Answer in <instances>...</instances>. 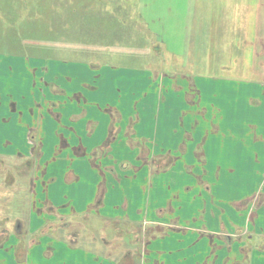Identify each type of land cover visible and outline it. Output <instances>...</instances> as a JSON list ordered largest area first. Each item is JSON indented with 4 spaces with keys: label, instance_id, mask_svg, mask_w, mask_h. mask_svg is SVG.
Listing matches in <instances>:
<instances>
[{
    "label": "crops",
    "instance_id": "crops-1",
    "mask_svg": "<svg viewBox=\"0 0 264 264\" xmlns=\"http://www.w3.org/2000/svg\"><path fill=\"white\" fill-rule=\"evenodd\" d=\"M236 2L232 9H237L230 10L229 17L216 14L213 19L206 17L204 9L197 14L194 2L179 52L168 53L169 61H178L182 68L191 60L196 65L190 70L166 65L152 74L99 60L0 52V144L39 145L33 160L32 203L37 197L36 203L57 215H85L88 225L97 222L95 231H106L107 225L123 219L168 226L164 235L151 242L161 241L160 245L146 252V262L151 264L169 260L181 264L185 252L209 237L198 226L190 228V222L201 221L204 228L216 232L224 228L227 233V210L237 216L250 203L239 208V201L255 192L264 194V75L258 83L242 80L236 87L210 83L217 80L215 70H223L226 63H240L239 58H251L249 73H254L253 59L262 58L258 63L264 67L261 0ZM229 5L226 0V9ZM221 7L217 9L224 13ZM245 48L250 52L239 55ZM230 54L235 59L226 61ZM115 127L124 131L115 135ZM134 141L141 145L144 155L138 154L146 161L134 167L135 173L144 170L142 180L135 173L132 176L134 187L141 184L140 191L126 188L112 193L119 180L113 171L108 176L111 185L105 174L101 176L100 153L118 142L131 149ZM29 148L31 155L35 147ZM257 206L253 225L252 219H244L235 228L243 227L252 238L264 239V201ZM117 207L122 209L120 214L115 213ZM185 226L195 234H187ZM34 229L37 232L40 227ZM186 239L190 243L185 246ZM77 240V235L69 242L44 233L26 251L45 244L38 264H52L70 255L81 264L107 260L79 246ZM255 249L239 251L244 264H255L251 259ZM13 255L16 258L15 249ZM196 255L194 263H212L208 253ZM217 259L213 264H224Z\"/></svg>",
    "mask_w": 264,
    "mask_h": 264
},
{
    "label": "rangeland",
    "instance_id": "rangeland-1",
    "mask_svg": "<svg viewBox=\"0 0 264 264\" xmlns=\"http://www.w3.org/2000/svg\"><path fill=\"white\" fill-rule=\"evenodd\" d=\"M227 1L230 4L227 8L229 11L226 9V0H0V52L55 59L73 57L88 62L99 60L98 62L115 68L133 66L151 71L152 74L166 65L175 69L182 68L178 61H169L171 58L168 53L179 52V45L181 46L185 37V29L190 24L189 11L194 12V2L197 14L204 9L206 17L211 16L213 19L216 14L229 17L232 14L230 10L237 9V7L232 9L234 5L239 4L237 0ZM221 4L223 6L221 9H225L224 13L218 10ZM261 4V14H264V0H261ZM205 5L206 7L203 8ZM163 45L165 49L162 48ZM232 50L235 55L238 53L237 49ZM247 51L250 52V49H240L239 55L248 53ZM232 56L228 55L226 61L234 60ZM239 59L240 63H226L223 70L219 68L215 70L217 80H212L210 83L219 87L221 83H229L236 87L239 82L241 85L242 80L258 83L259 76L264 75L262 71L264 67L258 63L262 58L253 59L254 73H249V67L252 65L250 57ZM182 64V69L187 70L196 65H192L191 60L188 64ZM229 80L234 82L230 83ZM116 127L114 132L119 136V131L124 130ZM136 142H140V139ZM31 146L35 148L32 150L34 155L30 157L28 152ZM38 147L39 145L34 146L31 143L0 144V264L40 263L45 244L40 247L33 245L29 252L26 251L33 244V238L39 237L38 233H52L55 237L69 242H72L76 234L79 236L77 240L79 246L98 252L107 259L100 260L99 264H112V262L134 264L133 261L136 264H151L146 262V252L150 253L153 247L160 245L161 241L154 244L151 242L164 235L168 226H163L164 230L157 223L127 222L123 219L116 224L112 222L111 225H107L106 231H95L97 222L88 225L84 222L85 215L69 217L57 215L49 207L45 209L40 203H36L37 197H34L35 202L32 203L36 176L33 160L37 156L36 152L39 151ZM110 147L104 149L101 147L100 152L102 149L103 151L98 162L100 174L103 172L101 176L105 174L108 177L113 171L112 174L119 180L110 192L126 188L140 191L141 184L137 182V186L134 187L135 181L132 180V176L136 174L141 180L144 177V170L141 173H135L134 170V167L146 163L139 156L140 153L144 155V151L141 152V145L134 141L131 142L129 149L125 143L118 142ZM245 178L251 180L253 177ZM108 183L111 185L110 177ZM258 193L251 195L250 200L245 198L237 203L236 206L240 208L250 201L245 212H238L236 216L235 213L227 210L225 215L229 230L227 233L224 228L219 232L211 231L208 227L204 228L201 221L190 222V228L198 226L197 229L201 228L199 230L208 233L209 237L199 239L194 248L185 252L180 263L197 264L193 261L198 259L197 255L200 251L211 255L212 263L209 264H213L216 258L224 264H244L239 251L245 252L243 249L251 245V248L257 247L251 259L255 264H264V239L254 236L252 238L251 231L247 229L244 231L241 226L239 228L248 233L244 234L242 230L238 231L235 228L243 224L244 219L247 222L252 219L250 225H253V218L255 219L256 212L258 213L257 205L262 202L261 198L264 195ZM116 202L120 203V201ZM119 210L122 211L117 207L115 213L120 214ZM45 219L48 221L34 232V228L39 227ZM173 225L175 224L171 223L169 226L175 228L176 226ZM185 227L184 231L187 234H195L194 231L187 230V226ZM6 238L9 240L3 241ZM184 241L185 246L190 243L187 239ZM172 243L171 240V245L168 247L171 248ZM179 244L183 249L182 242ZM15 247L16 258L13 255ZM171 250L168 249L166 252ZM192 251L193 255L197 254L196 258H193ZM108 258L112 262L108 261ZM77 261L78 258L74 259L70 255L59 262L53 261L52 264H81ZM171 263L169 260L168 264ZM205 263L208 264L207 261ZM83 264H91V262L84 261Z\"/></svg>",
    "mask_w": 264,
    "mask_h": 264
},
{
    "label": "flooded vegetation",
    "instance_id": "flooded-vegetation-1",
    "mask_svg": "<svg viewBox=\"0 0 264 264\" xmlns=\"http://www.w3.org/2000/svg\"><path fill=\"white\" fill-rule=\"evenodd\" d=\"M32 154H33V151H32V153H31V155H32ZM31 155H30V157H31ZM33 155H34V154H33ZM36 155H37V153H36ZM47 221H48V219L43 220V221H42V224H41L39 227L41 228V227H42ZM17 227H18V226H17ZM32 233L34 234V232H32ZM32 233H31V234H32ZM28 234H30V233H28ZM34 235H35V234H34ZM42 235H44V233L41 234V235H39V237L42 236ZM75 235H76V234H75ZM75 235H74V236H75ZM17 238H18V237H17ZM36 238H37V237H34L33 240L35 241ZM8 240H9V238H6V239L3 240V241L6 242V241H8ZM17 243H18V242H16V244H17ZM0 246H1V244H0ZM14 249H15V253H16V247H15Z\"/></svg>",
    "mask_w": 264,
    "mask_h": 264
},
{
    "label": "trees",
    "instance_id": "trees-1",
    "mask_svg": "<svg viewBox=\"0 0 264 264\" xmlns=\"http://www.w3.org/2000/svg\"><path fill=\"white\" fill-rule=\"evenodd\" d=\"M252 196H250V197H247L246 199H249L250 200V198H251ZM245 200V199H244ZM261 200L262 201H264V195H262V198H261ZM41 234H43V233H38V235H41ZM248 239H250V238H248ZM252 244V243H251ZM248 245H250V244H248ZM247 246V245H246ZM251 249H253V247L251 248V245H250V247H246V248H244L243 250L245 251V252H249Z\"/></svg>",
    "mask_w": 264,
    "mask_h": 264
}]
</instances>
